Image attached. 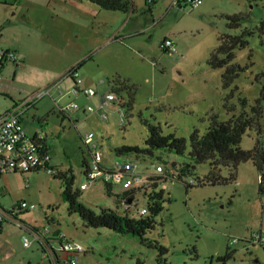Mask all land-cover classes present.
<instances>
[{
  "label": "rangeland",
  "instance_id": "374dc122",
  "mask_svg": "<svg viewBox=\"0 0 264 264\" xmlns=\"http://www.w3.org/2000/svg\"><path fill=\"white\" fill-rule=\"evenodd\" d=\"M128 2V11L120 12L88 0H0V46L17 51L23 62L5 66L3 73L0 70V112L78 67L83 80L79 88H92L96 95L74 93V83L63 78L59 86L64 94L51 89L22 120L28 135L46 133L51 161L57 172L67 178L74 176L73 191L80 190L86 179L82 161L89 159V153L82 136L87 132L94 133L108 168L124 159L137 160L138 173L153 171L164 159L189 164L191 172L182 180L158 184L169 202L155 217V229L147 238L168 249V264H223L218 257L227 249L233 255L226 264H264V243L251 240L254 233L264 232V196L258 193L259 177L253 162H240L233 181L198 184L209 174V163L195 164L187 155L191 133L198 130L204 134L209 117L227 120L242 111L250 114L261 95L264 0H202L196 6H179L176 0ZM232 14L244 17L234 27L227 19ZM241 34L247 44L235 49L233 62L246 68L225 91L223 70L208 67L206 61L221 43V35ZM166 37L175 41L176 53L162 50ZM114 79L134 86L130 106L129 91L122 89L118 101L104 106L106 119L78 110L69 111L78 117L60 113V107L72 102L97 107L102 95L122 87L113 83ZM235 87L230 101L234 111L230 113L223 99ZM261 103L262 131L247 130L240 141L244 150L257 144L264 150V99ZM148 125L158 126L163 135L184 138L186 151H157V157L116 153L124 145L143 146ZM219 174L228 176V169L221 167ZM191 178L195 185L187 188ZM0 190V205L6 210L21 201L34 205L16 215L29 230L12 221L2 223L0 264H52L35 234L45 228L53 230L50 245L56 249L59 243L55 237L61 233L88 248L78 264H155L156 249L137 237L104 227H85L77 214H69L62 182L52 174L43 170L5 173L0 176ZM112 190L122 192L121 184L113 183ZM80 192L78 200L95 212L100 207L124 210L123 204L107 196L101 181ZM144 205V199L138 198V208ZM131 212H135L134 206ZM23 237L30 241L29 246L24 245Z\"/></svg>",
  "mask_w": 264,
  "mask_h": 264
},
{
  "label": "trees",
  "instance_id": "16d2710c",
  "mask_svg": "<svg viewBox=\"0 0 264 264\" xmlns=\"http://www.w3.org/2000/svg\"><path fill=\"white\" fill-rule=\"evenodd\" d=\"M14 2L18 0H12ZM93 4L98 5L100 8L106 10L127 12L128 0H88ZM4 2V1H3ZM6 2V1H5ZM183 0H177V4L181 6ZM150 7V5H148ZM241 14L227 15V19L231 22L230 26L239 25L243 20ZM262 28L264 26H261ZM221 43L210 53L206 64L210 68L222 69L221 84L223 90L227 91L234 83L236 78L245 70L246 67L233 62L234 51L237 48H243L247 41L244 39L243 34L238 36L221 35ZM162 48V47H161ZM163 51L167 52L162 48ZM117 81V82H116ZM113 83L118 84V79H114ZM122 87L119 90L112 89L115 92H119L122 89L129 91L128 105H131L132 94L134 92V86H127L119 83ZM236 87L226 92L223 99L224 106L228 112L233 113L234 109L230 105V101L234 96ZM264 99V87L262 89L260 97L256 100L255 105L251 107V113L247 114L242 111L239 115L232 114L227 120H220L217 115H212L208 118V126L204 134L200 135L198 130H193L189 139V150L187 155L195 163L208 162L210 166V172L206 176L205 180H198V184L204 183H226L236 179V170L240 162L252 161L258 172V193L264 196V150L257 144L251 150H244L240 147V141L247 130L255 128L257 133H261V119H262V100ZM246 101L242 100V105H245ZM122 106V105H121ZM187 142L184 138L176 137L174 134L163 135L158 126L148 125V136L144 141L143 146H131L124 145L116 149V153L119 155L133 154L135 157L144 155L150 157H157V151L174 152L177 154H183L187 149ZM156 154V155H155ZM161 154H158V158L161 160ZM164 165L168 163L166 159L160 161ZM180 167V177L177 180H182V177L186 174H190L191 166L189 164H178L173 161L174 165ZM82 165H86V159L82 161ZM221 167L228 169V176L222 177L219 174ZM55 178L60 179L63 186L62 197L67 203V211L69 214H77L82 220L85 227L91 228H108L122 235H131L139 239L141 243H146L149 247L156 249L155 264H168L166 254L168 249L159 244L158 241H150L147 238V234L155 229L156 220L155 217L163 210L164 203L168 199L164 198L163 190L157 189L160 182H166V178L162 176L148 177L145 179L146 183L144 187L132 189L130 191H122L114 193L112 185L104 183L105 192L107 196L113 197L116 202L120 204H129L128 200L133 198L137 193L142 192L139 196L144 199L147 213L144 215H138L136 210L131 212V207L123 210L120 213L117 208L112 209L109 207H100L98 212L84 206L78 199L81 195L80 190L73 191L74 176L71 175L67 178L65 173L57 172L54 175ZM195 183L190 184L186 182V187H192ZM136 208L137 205L133 204ZM0 222V232L2 228ZM40 246L45 253V249L41 242ZM233 251L227 249L224 255L219 256L218 260L223 264L232 257Z\"/></svg>",
  "mask_w": 264,
  "mask_h": 264
},
{
  "label": "built area",
  "instance_id": "2783aa9c",
  "mask_svg": "<svg viewBox=\"0 0 264 264\" xmlns=\"http://www.w3.org/2000/svg\"><path fill=\"white\" fill-rule=\"evenodd\" d=\"M186 3L191 6H196L201 4L202 0H183L182 4ZM161 47L168 53L177 52L175 41L169 37L163 40ZM22 63L16 51L0 48V70L6 64L19 66L22 65ZM63 78L70 79L74 83V93H83L86 97L96 95V91L92 88L87 87L83 90L79 88V86L83 84V80L80 77L78 67L69 69L64 74ZM63 78L31 96L13 103L6 111L0 112V176L5 173H25L39 170H43L52 175L57 174V170L51 161V154L44 143L42 134L28 135L23 127L22 120L24 114L29 109L33 108L40 98L49 94L51 89L57 88L60 94H64L59 86ZM1 88L2 80L0 77V91ZM118 100L119 93L111 90L102 95L97 107L91 105L82 107L79 103L72 102L61 107L60 112L66 114L71 110L83 109L86 113H98L102 119H106L107 113L104 111V106ZM82 139L87 146L89 159H86L83 172L86 179L80 183V190L88 188L89 185L94 182L101 181L103 183H109L112 186L113 183H120L122 191H130L132 189L144 187L146 183L145 179L148 177L162 176L166 178V182L170 183L176 181L180 177V167L177 164L173 166V161H169L166 165L161 162L157 163L154 165L153 171H146L144 173L136 172L137 160L131 159L118 161L114 163L113 168H108L102 162L104 155L101 152V148L98 147L94 133L87 132L82 136ZM189 183H195L193 178H191ZM141 193L142 192H139L131 198L129 204L125 203L124 210L128 209L129 206L132 207L133 204L137 205ZM1 194L2 191L0 190V196ZM32 208H34V205H30L26 201L18 202L10 210H6L0 205V222L12 221L17 223L21 228L29 230L30 227L18 220L16 215L22 210H30ZM135 210L138 215L147 213L145 205L140 208L137 206ZM46 231H48V229L45 228L42 231H36L35 234L37 238H40V236L43 238V233ZM22 240L25 246H29L30 241L26 237H23ZM58 240L59 247L55 250L56 257L49 249L45 251V255L49 256L52 264H60L61 260L63 264H78L79 257L88 252L86 246L79 241L68 238L64 234H59ZM251 240L264 243V232L254 233ZM57 250L60 251L62 256L58 255Z\"/></svg>",
  "mask_w": 264,
  "mask_h": 264
},
{
  "label": "crops",
  "instance_id": "0c3cea01",
  "mask_svg": "<svg viewBox=\"0 0 264 264\" xmlns=\"http://www.w3.org/2000/svg\"><path fill=\"white\" fill-rule=\"evenodd\" d=\"M26 18H27V15L25 16ZM0 48H3V47H1L0 46ZM3 49H6V48H3ZM10 50V49H9ZM15 51V50H14ZM17 52V51H16ZM19 55V54H18ZM19 58H20V56H19ZM21 59V58H20ZM21 61H22V59H21ZM10 66V64H6V65H4L2 68H1V73H3V72H5V66ZM85 96V95H84ZM86 97V96H85ZM58 106L60 105V104H57ZM82 107H84V105H81ZM61 108V107H60ZM59 111H60V109H59ZM78 111H80V112H83L84 113V110L83 109H81V110H78ZM61 113V112H60ZM86 113V112H85ZM62 114V113H61ZM64 117H78V115H77V113H72V114H69V112L68 113H66V114H62ZM34 134H42V133H38V132H35V133H33L32 135H34ZM42 136H43V139H44V143H45V145L47 146V148H48V150H49V147H48V145H47V143H46V133L43 135L42 134ZM118 208V207H117ZM124 208V207H123ZM122 208V209H123ZM44 234V237L42 238L41 236H40V238H37L38 240H39V242H41L42 244H43V247H44V249H45V251H47L48 249H51V248H53V249H55L56 250V248L55 247H53V246H51L50 245V236L51 235H55L54 234V232H53V230H51V229H48V231H46V232H44L43 233ZM62 234V233H61ZM64 234V233H63ZM65 235V234H64ZM58 236H59V234L58 235H56V237L55 236H53V237H55L57 240H58ZM68 238H71V237H68ZM72 239V238H71ZM74 240V239H73ZM58 243H59V240H58Z\"/></svg>",
  "mask_w": 264,
  "mask_h": 264
},
{
  "label": "water",
  "instance_id": "95a60500",
  "mask_svg": "<svg viewBox=\"0 0 264 264\" xmlns=\"http://www.w3.org/2000/svg\"><path fill=\"white\" fill-rule=\"evenodd\" d=\"M131 202V199H129L128 200V203H130ZM52 253H53V255L56 257V251H55V249H53V248H51V249H49Z\"/></svg>",
  "mask_w": 264,
  "mask_h": 264
}]
</instances>
